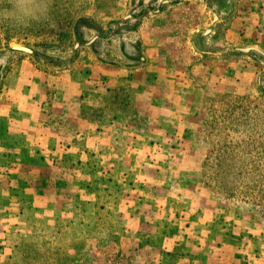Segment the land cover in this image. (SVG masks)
I'll return each mask as SVG.
<instances>
[{
  "label": "rangeland",
  "instance_id": "obj_1",
  "mask_svg": "<svg viewBox=\"0 0 264 264\" xmlns=\"http://www.w3.org/2000/svg\"><path fill=\"white\" fill-rule=\"evenodd\" d=\"M163 1L18 0L0 15V95L37 76L51 128L31 102L0 101V264H264V57L232 50L264 51V0L140 14ZM150 56L163 77H127Z\"/></svg>",
  "mask_w": 264,
  "mask_h": 264
},
{
  "label": "crops",
  "instance_id": "obj_2",
  "mask_svg": "<svg viewBox=\"0 0 264 264\" xmlns=\"http://www.w3.org/2000/svg\"><path fill=\"white\" fill-rule=\"evenodd\" d=\"M191 46L193 47V49L195 48L196 44L194 41L191 42ZM196 50V49H195ZM236 52V51H234ZM239 53V52H238ZM242 55H246V54H243V53H240ZM251 54V53H250ZM249 55V54H247ZM151 57V56H150ZM152 58V57H151ZM153 61H151L150 59H148V63L145 65V67H142L140 70H133L131 71V75H127V77H129L130 79H135L137 77H143L141 80H145L146 77L147 79L149 77H152V79L154 80V77H163L165 73H163V68L161 67V65H158L156 63V65H154V61L157 60V59H154L152 58ZM29 59H26V60H23L22 62L23 63H28ZM171 65L167 66V68L171 69V71L173 70V68H170ZM24 67V64H22V66L20 68H23ZM149 68H151V71L154 73L152 74L151 71H149ZM155 68V71H153L152 69ZM168 69V71H170ZM24 71V70H22ZM113 77H108L107 80L110 81L109 83L110 84H113V85H117V83L120 81L119 78L116 76L117 75V68L113 69ZM158 71V73H157ZM58 76H55V77H64L65 73L64 72H59L57 73ZM168 74H166L165 77H167ZM8 77H12L9 81V83L5 84V87L3 90H1V95H0V101L2 103H7V104H11V107H13V111L14 110H18L20 107H24L26 104H28V102H31L32 106L35 107L34 109V115L37 116V119L36 117L34 118V122H39L42 120L41 123L43 124H40L41 125V128L42 129H51V128H47V126L45 125V121L44 119L40 118L41 115H43V111L41 113V110L38 108L42 107L43 106V103L45 101V97H41L37 92V89L39 86H41L40 82H38L36 80V77L37 76H33L32 74H28L27 76H24V74L22 73H19L18 75L14 74V75H11V76H8ZM26 77H29V78H32L31 80L25 82V78ZM173 77H177L176 75H174ZM94 78V77H93ZM92 78V79H93ZM97 80H99V77L96 78ZM259 80V79H258ZM64 84V83H63ZM259 85V83H258ZM108 86H111V85H108ZM95 86H93V90H94ZM60 90V89H59ZM91 90V91H93ZM66 91H67V88L65 86V88H63V90H61V92H59L60 94V98H59V103H58V110L59 111H63L64 113V116H67V102H68V98L66 97ZM137 99L139 96H135ZM61 99V100H60ZM24 105V106H23ZM11 112L12 116H10V118L13 120L14 119L15 121L18 120H22L20 118V115L21 114H24L23 118H27L26 120H29L30 122H33V118L31 119V117H27V114L25 112ZM28 112V111H27ZM41 113V115H40ZM31 114V113H30ZM29 114V115H30ZM23 119V120H25ZM32 120V121H31ZM29 123V122H28ZM33 128V127H31ZM36 128V125L34 126L33 129ZM60 129L61 126H60ZM19 132V135H23V134H20L21 131H18ZM24 136H18V140H21Z\"/></svg>",
  "mask_w": 264,
  "mask_h": 264
},
{
  "label": "water",
  "instance_id": "obj_3",
  "mask_svg": "<svg viewBox=\"0 0 264 264\" xmlns=\"http://www.w3.org/2000/svg\"><path fill=\"white\" fill-rule=\"evenodd\" d=\"M171 4V1L169 0H166V1H163L161 3V5L159 6V8L157 10H154L152 8H149V7H146L144 8L140 14H143V12H145L146 10H149L150 12L156 14V13H159V11L161 9H163V7L165 5H170ZM136 17V15H128L125 17V19H134ZM208 32L206 31L204 33V35H206ZM96 39H98V37H95L90 43H88L87 45H91ZM9 49L13 50V51H17V52H24V53H28V54H32V51L25 48V47H22V46H17V45H11L9 46ZM233 51H236V52H239V53H243V54H250V53H257L259 55H261L262 57H264V51H262L261 49L257 48V47H235L232 49ZM261 79H264V74H262V77L259 78L258 80V83L260 85V82H261Z\"/></svg>",
  "mask_w": 264,
  "mask_h": 264
},
{
  "label": "clouds",
  "instance_id": "obj_4",
  "mask_svg": "<svg viewBox=\"0 0 264 264\" xmlns=\"http://www.w3.org/2000/svg\"><path fill=\"white\" fill-rule=\"evenodd\" d=\"M5 3L8 5V7H0V15H3V13L7 12L9 16H15L17 12L16 5L18 0H0V5Z\"/></svg>",
  "mask_w": 264,
  "mask_h": 264
},
{
  "label": "trees",
  "instance_id": "obj_5",
  "mask_svg": "<svg viewBox=\"0 0 264 264\" xmlns=\"http://www.w3.org/2000/svg\"><path fill=\"white\" fill-rule=\"evenodd\" d=\"M82 19H80V21H81ZM80 21H78V22H80Z\"/></svg>",
  "mask_w": 264,
  "mask_h": 264
}]
</instances>
